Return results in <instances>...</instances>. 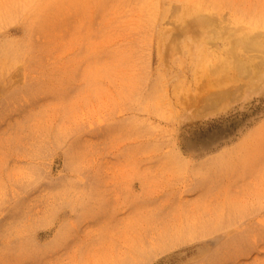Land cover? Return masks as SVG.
I'll return each instance as SVG.
<instances>
[{
	"label": "rangeland",
	"instance_id": "374dc122",
	"mask_svg": "<svg viewBox=\"0 0 264 264\" xmlns=\"http://www.w3.org/2000/svg\"><path fill=\"white\" fill-rule=\"evenodd\" d=\"M0 264H264V0H0Z\"/></svg>",
	"mask_w": 264,
	"mask_h": 264
},
{
	"label": "bare ground",
	"instance_id": "6f19581e",
	"mask_svg": "<svg viewBox=\"0 0 264 264\" xmlns=\"http://www.w3.org/2000/svg\"><path fill=\"white\" fill-rule=\"evenodd\" d=\"M185 19H186V18H185ZM189 19H191V18L189 17ZM185 22H187V19L185 20ZM185 22H184V23H185ZM246 37H247V36H246ZM249 39H250V37H249ZM251 40L254 41L253 38H252ZM240 43H243L242 46L244 45V42L240 41ZM248 43H249V42H248ZM245 44L248 45L247 42H246ZM254 44H255V43H254ZM244 46H245V45H244ZM248 47H249V45H248ZM248 47H245V48H248ZM250 47H251V45H250ZM254 48H255V47H254ZM256 48H258V47H256ZM236 49H237V48H236ZM248 49H249V48H248ZM229 50H230V49H229ZM233 52H234V51L232 50V52H230V53H233ZM234 53H235V52H234ZM234 53H233L232 55H234ZM225 58H226V57H225ZM234 58H236V55L234 56ZM237 59H238V58H236V59H234V60L237 61ZM234 60H233V62H235ZM240 60H242V59H239L238 63L240 62ZM229 62H230V61H229ZM233 62H232V64H233ZM236 63H237V62H236ZM238 63H237V64H238ZM241 65H242V63H240V65L238 64L239 67H237V69L235 68V70H236V71L239 70V68L242 67ZM235 66H236V65H235ZM225 69H226V68H225ZM214 70H215V69H214ZM216 70H217V69H216ZM216 70H215V71H216ZM226 71H227V70H226ZM239 71H240V70H239Z\"/></svg>",
	"mask_w": 264,
	"mask_h": 264
}]
</instances>
